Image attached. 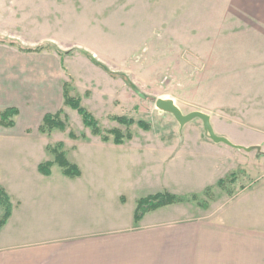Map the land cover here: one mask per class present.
<instances>
[{"label":"rangeland","instance_id":"obj_1","mask_svg":"<svg viewBox=\"0 0 264 264\" xmlns=\"http://www.w3.org/2000/svg\"><path fill=\"white\" fill-rule=\"evenodd\" d=\"M193 8L214 19L219 15L220 0H195ZM190 11L191 1L189 5L181 0H0V37L24 48L47 45L42 53L27 54L16 47L0 44V112L11 107L21 111L14 118L16 126L13 129L0 127V169L16 164L36 167L46 156L54 158L49 152L45 155L41 145L47 150L49 146L64 143L68 160L88 177L99 173L117 174L123 182L131 176L135 183L126 182L125 187L131 195L134 193L131 186L140 180V190L146 195L157 191L176 192L173 195L185 202L172 205L181 206L174 207V213L183 215L185 220L211 218L228 222L231 218H239L244 227L250 226L249 222L262 227L264 220L259 215L264 217V152H261L264 109H256L259 112L252 114L249 105L252 100H249L250 114H239V78L220 84L198 82L200 78L196 77L195 83H188L189 79L183 82L182 78L165 70L171 67L164 64L168 63V52L173 47L168 37L171 34L167 33L176 28L174 23L179 15H191ZM217 22L214 19L209 27L214 30ZM87 53L108 70L97 66ZM88 63L99 67L103 74L97 73L100 77L95 84V80L88 77L93 71ZM162 65L164 67L160 68ZM69 66L70 69L75 66L71 69L77 75L75 80ZM213 70L220 75L218 67ZM108 71L118 77L114 78ZM230 71L235 73L239 68ZM65 84H69L72 97L82 99L83 106L96 118L102 131L119 129L124 137L132 133V140L138 141L126 145L131 141L126 140L117 145L111 136L110 141L104 142L94 135L84 126L81 116L64 104ZM47 85L49 90L42 92ZM56 95L57 103L52 99ZM158 99L172 101L183 115L209 113L215 135L236 143L239 140L254 143L256 148L251 154H219L222 163L216 168L217 160L209 153L204 155L194 144L205 138L212 140L204 122L196 118L182 127L172 114L157 106ZM45 100L52 105L41 106ZM58 113H62L67 124L66 132L42 134L39 128L44 116ZM115 116L144 122L149 130L141 129L138 124L120 125L111 119ZM19 140L36 141L37 147L33 144L28 149L22 146L26 149L23 151L14 147L13 141ZM151 140L192 143L182 148L163 149L148 144ZM20 150L28 155L20 154ZM154 150L159 160L161 156L164 159L163 164L158 161V168L151 165L156 163L151 162L156 155L152 153ZM180 152L193 153L184 158L191 167L161 172L167 159H177ZM238 155L243 157L240 163ZM254 158L260 162H255ZM247 162H252L251 173L255 174L251 176ZM202 166L205 178L213 185L203 193L191 194L202 190L200 187L206 182L199 172ZM10 168L17 170L16 166ZM55 169L61 172L59 167ZM251 177L256 179L251 180ZM258 179L262 181H255ZM252 182L263 188L254 191L263 192L253 196L252 207H243L244 200H239V194Z\"/></svg>","mask_w":264,"mask_h":264},{"label":"crops","instance_id":"obj_2","mask_svg":"<svg viewBox=\"0 0 264 264\" xmlns=\"http://www.w3.org/2000/svg\"><path fill=\"white\" fill-rule=\"evenodd\" d=\"M181 1L189 5L191 1V15H179L174 23L176 28L167 33L171 34L168 37H171L173 47L168 52V63L164 64L171 67L165 70L174 77L182 78L183 82L189 79L188 83H195L193 79L196 77L200 78L198 82L220 84L234 77L239 78V114L250 112L247 107L249 100H252L249 102L252 114L257 112L256 109H264V0H220L214 30L209 27L214 21L211 15L194 11L195 0ZM92 67L88 77L91 81L95 80V84L100 77L97 73L103 74L99 67ZM214 67L219 68L220 75L213 73ZM232 68H239V71L233 73L230 71ZM71 69L69 66L68 70ZM71 77L75 80L77 75L72 73ZM41 90L48 91V85ZM52 99L57 103L58 95ZM46 101L40 103L41 106L52 105L51 101ZM219 137L242 149L217 144L206 138L194 143L204 155L209 153L217 160L216 168L222 163L219 154H251L257 145L240 140L239 144L225 136ZM136 141L133 139L125 144ZM13 142L16 143L14 147L19 149L37 144L36 141ZM147 143L164 149L170 146L182 148L192 142L171 144L151 140ZM41 147L47 155L45 145ZM262 147L261 152H264ZM22 150L20 154L28 155ZM152 153L156 155L151 162L156 163L151 165L158 168V161L163 164L164 159L162 156L158 159L156 150ZM192 154L180 152L177 159L169 157L161 172L190 168L191 164L184 158ZM238 156L240 163L243 157ZM52 160L46 156L36 167L16 164L0 169V187L7 191L13 204V214L0 231V264H264V224L258 227L249 222L247 225L250 226L244 227L239 218H231L228 222L211 218L185 220L183 215L176 216L174 213V207H181L176 205L146 214L136 226L138 200L159 191L146 195L140 190L141 180L132 185L135 182H132L131 176L123 182L121 175L106 173L88 177L82 172L80 177L70 178L57 171L56 166L49 176L41 173L39 166ZM245 164L249 176L255 174L254 171L251 173L252 162ZM12 166H16L17 170L13 171ZM199 172L206 182L200 187L202 190L191 194L203 193L213 185L205 178L203 166ZM126 182L132 183L129 184L134 189L132 195L125 188ZM122 188L125 190L122 191ZM255 189L263 188L252 182L239 194V200H244L243 207H252L253 196L263 192ZM259 217L264 220V217Z\"/></svg>","mask_w":264,"mask_h":264},{"label":"trees","instance_id":"obj_3","mask_svg":"<svg viewBox=\"0 0 264 264\" xmlns=\"http://www.w3.org/2000/svg\"><path fill=\"white\" fill-rule=\"evenodd\" d=\"M0 44L9 45L10 47H16L18 50L27 53H42L46 48V44H42L36 48H24L21 44L15 43L13 41L4 39L0 37ZM88 57L99 67L108 70L103 64L97 62L94 57L87 53ZM108 73L114 78L118 76L112 75L109 71ZM69 84L64 86V104L76 111L79 116H81L83 124L86 128H89L94 135L100 136L102 140L108 142L111 140L110 136L113 138V142L117 145H122L126 140H132V133L128 134L127 137L122 135V132L119 129H114L111 131H102L100 125L96 118L83 106L82 99L79 97H72L69 90ZM19 110L16 107H11L6 109L3 112H0V127L13 129L16 126L14 118L19 115ZM113 121L131 127L135 124H138L139 127L143 130L148 131L149 125L144 122L136 123L132 119H127L124 116L122 117H112ZM67 124L62 119V113L58 114H46L43 118V124L40 126L39 131L42 134H51L56 131L66 132ZM72 136V134L70 135ZM47 151L54 157L52 161L42 163L39 166V171L47 176L51 175L53 167L57 166L61 169V172L70 178L80 177L82 174L81 169L72 164L67 157L65 151L64 143H58L55 146L47 147ZM222 184V182H220ZM194 199L197 197L194 196ZM183 198L177 197L169 192H162L155 195H150L138 200L137 207L135 211V225L138 226L144 216L148 213L157 211L159 209L165 208L167 206H172L175 204L184 203ZM13 214V205L11 202V197L7 191L0 187V231L7 225L9 219Z\"/></svg>","mask_w":264,"mask_h":264},{"label":"water","instance_id":"obj_4","mask_svg":"<svg viewBox=\"0 0 264 264\" xmlns=\"http://www.w3.org/2000/svg\"><path fill=\"white\" fill-rule=\"evenodd\" d=\"M156 104L161 110L172 114L175 117V119L179 122L180 126L184 127L186 124L190 123L194 119L199 118L204 122L206 131L210 134L211 139L215 143L217 144L223 143L231 147L242 149L241 147L234 146L228 139L215 135L210 123L209 115L200 112H193L188 115H183L180 109L172 101H166L163 99H158ZM251 150L252 149H248L247 151H251Z\"/></svg>","mask_w":264,"mask_h":264}]
</instances>
